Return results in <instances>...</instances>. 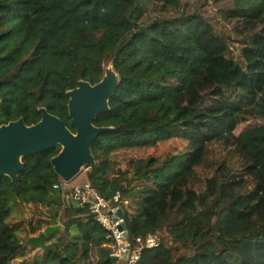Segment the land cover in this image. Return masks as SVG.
Here are the masks:
<instances>
[{"label": "trees", "instance_id": "16d2710c", "mask_svg": "<svg viewBox=\"0 0 264 264\" xmlns=\"http://www.w3.org/2000/svg\"><path fill=\"white\" fill-rule=\"evenodd\" d=\"M230 1L220 14L236 25L242 61L181 0H0V126L36 124L46 108L75 133L68 92L111 70L117 87L94 120L107 129L86 177L105 199L121 193L133 241L161 238L137 264H264V0ZM177 140L176 153H148ZM213 144L224 159L210 161ZM61 149L24 156L17 184L0 177V264H116L108 232L71 204L41 259L25 249L59 224L47 209ZM126 152L148 154L122 168ZM18 209L27 224L10 222Z\"/></svg>", "mask_w": 264, "mask_h": 264}, {"label": "water", "instance_id": "95a60500", "mask_svg": "<svg viewBox=\"0 0 264 264\" xmlns=\"http://www.w3.org/2000/svg\"><path fill=\"white\" fill-rule=\"evenodd\" d=\"M117 87L114 76L109 69L107 76L99 83L91 85L80 82L79 86L68 92V103L71 125L76 132L73 133L66 123L59 117L41 108L42 118L33 125H27L24 119L11 121L0 126V177L9 176L17 184L19 173L23 169L22 158L28 154H38L57 145L61 151L52 158L54 170L64 180H73L84 167L94 164L95 158L91 150L92 143L98 135L107 128L97 127L94 120L99 113L106 112L109 108L108 100ZM52 201L57 202L64 210L66 199L61 194L52 192ZM71 205L81 210L76 201ZM119 211V215L122 214ZM48 214L58 216L60 210L47 209ZM63 228L62 224L50 225L44 228L39 236L31 238L28 245L38 246L43 250L50 249L52 244L46 243V238L53 232ZM22 247L20 244L18 248ZM68 255V254H66ZM69 257L72 260L75 258ZM127 257V253L124 254ZM118 258H114L117 262ZM78 264H82L78 262Z\"/></svg>", "mask_w": 264, "mask_h": 264}, {"label": "built area", "instance_id": "2783aa9c", "mask_svg": "<svg viewBox=\"0 0 264 264\" xmlns=\"http://www.w3.org/2000/svg\"><path fill=\"white\" fill-rule=\"evenodd\" d=\"M74 179L66 181L60 178L53 188L66 199L65 205L76 201L81 209L93 215L108 232V237L112 239L110 255L118 258L116 264H137L145 247L159 246L161 238L157 234L150 233L145 238L138 237L135 241L131 239L123 212L119 215V211L122 210L119 191L112 199H105L88 180L73 184ZM126 253L127 257L124 258Z\"/></svg>", "mask_w": 264, "mask_h": 264}, {"label": "rangeland", "instance_id": "374dc122", "mask_svg": "<svg viewBox=\"0 0 264 264\" xmlns=\"http://www.w3.org/2000/svg\"><path fill=\"white\" fill-rule=\"evenodd\" d=\"M181 1L183 2V4H188V9L198 10L199 13H201L214 26L218 34L227 37V40L231 45L234 58L237 59L238 61H242V52H241L242 44L238 41L237 35L235 34L236 25L224 21L220 14V10L222 8H225L231 5L230 0H181ZM177 14L178 12L174 10L171 12L170 15H177ZM255 124H256L255 121H249L247 123L241 124L239 125L236 132L240 133L246 128L253 126ZM184 144L185 143L183 141L177 140L174 142L163 144L159 146L157 150H152V151H149L148 153L157 154V155H164L167 153L173 154L181 150L184 147ZM148 153L126 152V153H122L118 155L117 160L121 162L122 168H127L126 165L128 164V161L132 157L139 158V157L147 155ZM226 154H227V148H225L221 144H213L211 146L210 153H209L210 161L216 162L218 160H222L225 158ZM87 170L88 168L84 167L82 171L80 172V174H78L76 178L74 179L73 184H79L85 181ZM202 175H204V173ZM25 213H26L25 209L23 210L18 209V211L9 218L10 222L18 223V222L25 220L24 219ZM58 222L59 223L61 222L60 217L58 219ZM24 223L27 224L28 223L27 220H25ZM43 230L35 234V236H33L32 238L39 236L40 233L43 232ZM23 238L26 239L27 236L24 235ZM37 247L38 246L35 247L34 245H31V247H29V250H32L30 253L31 255L30 259L33 261L41 259L43 252H44L43 249L39 247L37 248Z\"/></svg>", "mask_w": 264, "mask_h": 264}, {"label": "crops", "instance_id": "0c3cea01", "mask_svg": "<svg viewBox=\"0 0 264 264\" xmlns=\"http://www.w3.org/2000/svg\"><path fill=\"white\" fill-rule=\"evenodd\" d=\"M85 180H87V177L85 178ZM56 194H60L59 192L58 193H56ZM54 203H55V206H54V208H51V209H53L54 211H56V210H60V214L58 215V217H61V216H63L64 215V208L63 207H60L58 204H57V202H55V201H53ZM60 224V223H59ZM33 236H35V235H30V237L32 238ZM47 243V242H46ZM47 244H51V243H47ZM29 247H31V246H27L25 249H26V251H29L30 253H31V251L32 250H29ZM34 252V251H33ZM36 252V251H35Z\"/></svg>", "mask_w": 264, "mask_h": 264}]
</instances>
